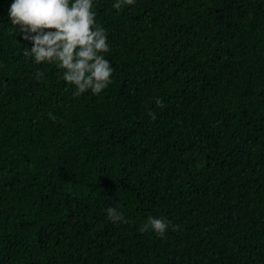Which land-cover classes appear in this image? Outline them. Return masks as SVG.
<instances>
[{
    "label": "trees",
    "instance_id": "trees-1",
    "mask_svg": "<svg viewBox=\"0 0 264 264\" xmlns=\"http://www.w3.org/2000/svg\"><path fill=\"white\" fill-rule=\"evenodd\" d=\"M10 2L0 264H264V0H94L114 71L78 96L24 54Z\"/></svg>",
    "mask_w": 264,
    "mask_h": 264
},
{
    "label": "clouds",
    "instance_id": "clouds-1",
    "mask_svg": "<svg viewBox=\"0 0 264 264\" xmlns=\"http://www.w3.org/2000/svg\"><path fill=\"white\" fill-rule=\"evenodd\" d=\"M135 0H113L112 8L132 5ZM9 22L30 41L23 49L33 63H55L61 76L73 88V95L85 91L98 94L111 83L114 69L106 58L109 50L107 30L96 20L94 0H11L7 11ZM18 26V27H16ZM42 73L37 70L36 79ZM156 103L161 101L156 98ZM149 117L156 115L149 112ZM115 225L126 218L117 207L105 209ZM169 226L167 218L149 215L139 231L163 236Z\"/></svg>",
    "mask_w": 264,
    "mask_h": 264
}]
</instances>
